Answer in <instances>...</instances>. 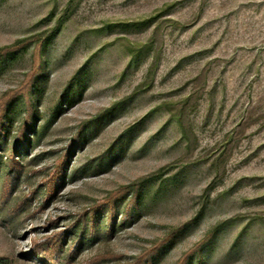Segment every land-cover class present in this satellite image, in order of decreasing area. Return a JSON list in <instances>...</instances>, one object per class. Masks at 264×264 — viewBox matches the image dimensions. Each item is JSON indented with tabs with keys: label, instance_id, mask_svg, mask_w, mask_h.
<instances>
[{
	"label": "rangeland",
	"instance_id": "1",
	"mask_svg": "<svg viewBox=\"0 0 264 264\" xmlns=\"http://www.w3.org/2000/svg\"><path fill=\"white\" fill-rule=\"evenodd\" d=\"M1 114L0 264H264V0H0Z\"/></svg>",
	"mask_w": 264,
	"mask_h": 264
},
{
	"label": "trees",
	"instance_id": "2",
	"mask_svg": "<svg viewBox=\"0 0 264 264\" xmlns=\"http://www.w3.org/2000/svg\"><path fill=\"white\" fill-rule=\"evenodd\" d=\"M3 116L2 114L0 115V138L2 137V134H3V128H4V121H3ZM22 135H23V132H22ZM15 152V150L13 151V153ZM12 154H10L9 156V159H10V166L11 168H16V165L19 164V162H17V160L15 159V156ZM8 179H10V177H8ZM7 187L8 185H10V182H7L6 183ZM52 186V183H50V195H52L53 193V187ZM96 227V224H93L92 225V228L94 229ZM60 240V239H59ZM58 239H54L53 242L51 243L50 247H49V252L51 254H57L60 252V249H61V243Z\"/></svg>",
	"mask_w": 264,
	"mask_h": 264
}]
</instances>
